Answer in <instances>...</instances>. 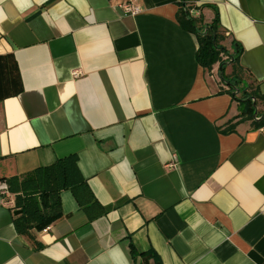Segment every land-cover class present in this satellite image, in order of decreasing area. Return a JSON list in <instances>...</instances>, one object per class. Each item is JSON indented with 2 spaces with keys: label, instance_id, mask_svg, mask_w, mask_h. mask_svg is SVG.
I'll use <instances>...</instances> for the list:
<instances>
[{
  "label": "crops",
  "instance_id": "crops-1",
  "mask_svg": "<svg viewBox=\"0 0 264 264\" xmlns=\"http://www.w3.org/2000/svg\"><path fill=\"white\" fill-rule=\"evenodd\" d=\"M186 7L199 31L217 17L238 94L197 64L179 0H0V180L74 156L104 210L63 191L19 234L9 191L0 264H264V0Z\"/></svg>",
  "mask_w": 264,
  "mask_h": 264
},
{
  "label": "trees",
  "instance_id": "trees-1",
  "mask_svg": "<svg viewBox=\"0 0 264 264\" xmlns=\"http://www.w3.org/2000/svg\"><path fill=\"white\" fill-rule=\"evenodd\" d=\"M189 0H179L178 21L182 28L196 35L198 50L195 54L197 64L206 70L219 62L221 80L229 86L228 93L237 88L239 80L227 78L223 75L224 67L220 55L226 54V50L218 44L217 17L209 25L199 31L195 25V19L191 17L186 3ZM183 4L185 8H183ZM206 30L205 34H202ZM242 48L234 43L233 54L228 59L238 63ZM249 96L244 93L242 99ZM247 113L252 115L253 109L250 101ZM264 125V120L256 123V126ZM5 182V181H4ZM7 184V182H6ZM9 191L15 194V206L22 213L14 221L16 231L20 234L35 228L43 230L62 215L60 194L69 191L77 205L87 214L90 221L102 216L104 210L96 201L85 179L81 176L74 156L57 159L52 165L35 169L24 176L20 181L12 178L8 180ZM134 254V252L132 251Z\"/></svg>",
  "mask_w": 264,
  "mask_h": 264
},
{
  "label": "built area",
  "instance_id": "built-area-1",
  "mask_svg": "<svg viewBox=\"0 0 264 264\" xmlns=\"http://www.w3.org/2000/svg\"><path fill=\"white\" fill-rule=\"evenodd\" d=\"M118 7L122 10V12L129 16H136L142 12L140 7L136 5L133 1H123L118 4ZM75 75V74H74ZM174 167L173 163H169L166 165L167 169ZM0 202L2 205L13 208L14 202L12 195L9 192L8 185L6 182L0 180Z\"/></svg>",
  "mask_w": 264,
  "mask_h": 264
},
{
  "label": "water",
  "instance_id": "water-1",
  "mask_svg": "<svg viewBox=\"0 0 264 264\" xmlns=\"http://www.w3.org/2000/svg\"><path fill=\"white\" fill-rule=\"evenodd\" d=\"M183 8H185V5L183 4ZM206 33V30L202 33V34H205ZM230 62H233V60L232 59H230ZM221 74V73H220ZM221 77H222V75H221ZM227 85V84H226ZM232 89H233V91L232 92H234V93H239V90L238 89H236V88H234V87H232V86H230ZM252 100H253V102H254V99L252 98ZM253 107H255V104L253 103ZM256 113H255V115H254V118L256 119ZM264 115H262V117H263ZM261 117V118H262ZM261 118H259V119H257V120H260ZM21 213V211L20 210H17V211H15L14 212V215H18V214H20Z\"/></svg>",
  "mask_w": 264,
  "mask_h": 264
},
{
  "label": "flooded vegetation",
  "instance_id": "flooded-vegetation-1",
  "mask_svg": "<svg viewBox=\"0 0 264 264\" xmlns=\"http://www.w3.org/2000/svg\"><path fill=\"white\" fill-rule=\"evenodd\" d=\"M264 113V112H263ZM261 114V116L259 117V118H261L262 117V115H264V114ZM264 120V116L260 119V121H263Z\"/></svg>",
  "mask_w": 264,
  "mask_h": 264
},
{
  "label": "rangeland",
  "instance_id": "rangeland-1",
  "mask_svg": "<svg viewBox=\"0 0 264 264\" xmlns=\"http://www.w3.org/2000/svg\"><path fill=\"white\" fill-rule=\"evenodd\" d=\"M227 59V58H226ZM228 60V59H227ZM261 112H264L263 110H260ZM249 115V117H250V114H248Z\"/></svg>",
  "mask_w": 264,
  "mask_h": 264
}]
</instances>
